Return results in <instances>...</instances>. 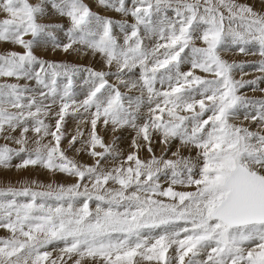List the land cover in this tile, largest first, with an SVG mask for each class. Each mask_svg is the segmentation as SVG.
I'll return each mask as SVG.
<instances>
[{"label":"snow or ice","instance_id":"obj_1","mask_svg":"<svg viewBox=\"0 0 264 264\" xmlns=\"http://www.w3.org/2000/svg\"><path fill=\"white\" fill-rule=\"evenodd\" d=\"M261 85L264 0H0V264H264Z\"/></svg>","mask_w":264,"mask_h":264},{"label":"rangeland","instance_id":"obj_2","mask_svg":"<svg viewBox=\"0 0 264 264\" xmlns=\"http://www.w3.org/2000/svg\"><path fill=\"white\" fill-rule=\"evenodd\" d=\"M86 2H88V0H86ZM241 2L252 3L253 0H241ZM94 10H96V9L94 8ZM36 54L38 56H40L41 58H43L45 60H49V61H57V62L68 61L71 63H81V64H88L89 63V61L86 59L77 60L75 57L69 56V55L61 53L59 51L52 52L50 50L44 51L43 49H38ZM224 58L228 59L229 61H231L233 59L236 61L260 59L258 56L244 57L242 55H235V56L225 55ZM93 66H95L94 62H93ZM256 75H259V73H252L249 76H245L244 79H253V78H255ZM236 78L239 79L240 76L237 75ZM77 80H79V78H77ZM261 86L264 87V85H261ZM83 87L84 86L82 83H78L76 88H75L78 100L83 98ZM242 92H244L248 97L260 98L262 95L260 92H252L249 90H242ZM76 126H77V122L75 120H72L71 118H69V120L66 124L68 132L74 133ZM106 140L108 142H110L111 137L110 136L106 137ZM130 143H131V136L128 134H125L123 142L120 146L124 149L125 152H127V151L131 150L130 149ZM159 154H160L159 150H157V155H159ZM68 155L73 156L74 154L69 152ZM75 158L78 159L81 163H91V159L84 153H81L79 156H77ZM15 162L16 161H14V163ZM28 180H38L44 184L53 182V178L50 176V174L46 173L43 170H39V171L21 170V171L17 172L15 169H9V170L0 169V187L7 186L8 184H12V185L19 187L25 181H28ZM55 182L71 183L73 181L68 179V178L63 177L62 174H58L55 177ZM164 187H167V184H165ZM175 187H176V190H185V189L181 188V186H179V185H177ZM5 235H7V233L4 230H0V236H5ZM53 255L55 256L56 253H53Z\"/></svg>","mask_w":264,"mask_h":264}]
</instances>
